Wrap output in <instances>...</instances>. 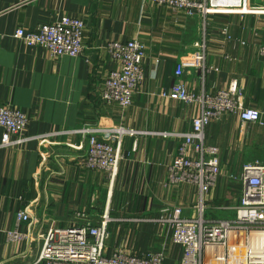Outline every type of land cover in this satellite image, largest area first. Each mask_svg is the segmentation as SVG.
<instances>
[{
	"label": "crops",
	"instance_id": "crops-1",
	"mask_svg": "<svg viewBox=\"0 0 264 264\" xmlns=\"http://www.w3.org/2000/svg\"><path fill=\"white\" fill-rule=\"evenodd\" d=\"M259 3L245 0L242 9L203 17L147 0H0V107L12 105L30 118L23 135L30 140L0 148V264H31L41 251V235L52 225L79 224L81 215L95 224L109 219V255L161 251L164 264H181L184 248L173 242L174 227L163 220L178 208L196 217L201 193L168 178L181 140L166 135L190 132L200 114L198 105L166 96L180 64L191 93H215L235 83L246 106L261 113L262 123L230 114L206 129L208 144L221 151V175L204 196V216L235 219L243 186L232 177L249 161L264 162V0ZM65 17L86 24L80 57L53 58L14 38L20 27L35 32ZM113 41L145 46L144 80L127 109L102 100L104 79L117 66L107 49ZM83 128L105 139L118 128L136 132L120 143L115 177L81 167L87 137L77 131ZM22 210L31 221L18 225ZM15 231L28 233L29 240H12Z\"/></svg>",
	"mask_w": 264,
	"mask_h": 264
},
{
	"label": "built area",
	"instance_id": "built-area-1",
	"mask_svg": "<svg viewBox=\"0 0 264 264\" xmlns=\"http://www.w3.org/2000/svg\"><path fill=\"white\" fill-rule=\"evenodd\" d=\"M166 7L173 12L199 13L208 17L224 9H242L245 0H147ZM86 24L80 18L65 17L61 21L41 25L35 32L18 28L14 38L29 47L45 49L51 57H79L84 50ZM108 52L116 67L103 82L102 100L107 104H117L127 109L144 80L143 63L145 46L137 41H113L107 45ZM264 56V44L259 47ZM184 66L178 65L177 80L167 97L188 105H198L200 114L193 119L192 130L188 133L166 135L181 140L175 162L168 168L170 184L195 186L201 193V201L196 207V217H185L182 209L173 210L172 216L163 220L173 225L172 240L184 248L181 264H264L263 242L255 234L264 236V162L249 161L243 165L239 177L234 181L242 183L240 204L235 208V219H205L204 196L218 183L221 175L220 148L208 144L206 129L225 115H235L243 123L261 122L260 111L245 104L244 91L237 84L227 90L215 93H191L181 80ZM165 95V94H164ZM30 124V118L12 105L0 108V148L18 147L30 139L23 137ZM77 133L87 137V149L80 165L86 170L106 172L115 177L122 159L120 143L126 136H134L135 131L118 128L110 131L108 139L98 135L95 129L83 128ZM115 142L116 146L113 145ZM167 212V209L164 210ZM79 224L66 228L55 225L41 235L42 248L32 264H164L163 252L134 254L117 250L108 254L106 242L109 238V219L103 218L99 224L92 223L81 215ZM27 210L19 211L17 222H30ZM14 241L29 240L28 233H10ZM244 250L243 256L238 254Z\"/></svg>",
	"mask_w": 264,
	"mask_h": 264
},
{
	"label": "rangeland",
	"instance_id": "rangeland-1",
	"mask_svg": "<svg viewBox=\"0 0 264 264\" xmlns=\"http://www.w3.org/2000/svg\"><path fill=\"white\" fill-rule=\"evenodd\" d=\"M256 2H257V3H256ZM253 3H254V4H260V3H259V0H253ZM83 51H84V50H83ZM82 54H83V52H82ZM82 54H81V55H82ZM81 55H80V56H81ZM80 56H79V57H80ZM63 57H64V56H63ZM53 58H54V57H53ZM59 58H60V57H59ZM76 58H77V57H76ZM3 107H4V106H3ZM0 108H1V107H0ZM19 110H20V109H19ZM238 254H240V256H243V254H244V250H243V249H240V251H238ZM33 262H34V261H33ZM33 262H32V263H33ZM32 263H31V264H32Z\"/></svg>",
	"mask_w": 264,
	"mask_h": 264
},
{
	"label": "bare ground",
	"instance_id": "bare-ground-1",
	"mask_svg": "<svg viewBox=\"0 0 264 264\" xmlns=\"http://www.w3.org/2000/svg\"><path fill=\"white\" fill-rule=\"evenodd\" d=\"M254 237H255V238L258 237L259 240H260L261 242H263L264 236H263L261 233H259V235H258V234H255ZM239 255H240V254H239Z\"/></svg>",
	"mask_w": 264,
	"mask_h": 264
}]
</instances>
